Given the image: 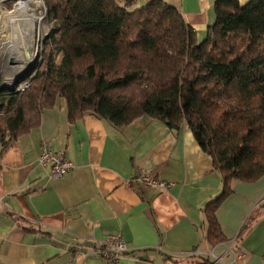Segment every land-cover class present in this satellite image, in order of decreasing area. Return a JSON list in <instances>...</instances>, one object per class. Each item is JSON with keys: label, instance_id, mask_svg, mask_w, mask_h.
Segmentation results:
<instances>
[{"label": "crops", "instance_id": "crops-1", "mask_svg": "<svg viewBox=\"0 0 264 264\" xmlns=\"http://www.w3.org/2000/svg\"><path fill=\"white\" fill-rule=\"evenodd\" d=\"M164 1L178 7L198 40L207 35L216 0ZM45 146L63 151L72 171L52 178L50 164L39 163ZM143 173L172 185H144L137 180ZM222 188L187 125L175 130L141 116L118 127L94 113L71 122L58 97L39 126L4 150L0 135V264H213L216 256L264 264V175L231 181L216 209L225 240L213 244L205 209ZM110 235L128 245L118 262L94 253ZM231 248L246 256L233 263Z\"/></svg>", "mask_w": 264, "mask_h": 264}, {"label": "trees", "instance_id": "trees-1", "mask_svg": "<svg viewBox=\"0 0 264 264\" xmlns=\"http://www.w3.org/2000/svg\"><path fill=\"white\" fill-rule=\"evenodd\" d=\"M44 2L53 27L29 85L0 76L1 150L39 126L58 97L71 122L94 113L118 127L141 116L187 125L223 178L205 215L208 240H225L216 209L231 181L264 175V0H216L202 40L164 0Z\"/></svg>", "mask_w": 264, "mask_h": 264}, {"label": "bare ground", "instance_id": "bare-ground-1", "mask_svg": "<svg viewBox=\"0 0 264 264\" xmlns=\"http://www.w3.org/2000/svg\"><path fill=\"white\" fill-rule=\"evenodd\" d=\"M42 3L43 0H19L14 10L0 11V19L5 20L3 30L0 28L2 47L9 46L10 52H15L11 54L13 58L9 63L19 66L20 70L30 65L38 54L44 13L40 14L37 8ZM8 82L14 83L12 80Z\"/></svg>", "mask_w": 264, "mask_h": 264}, {"label": "built area", "instance_id": "built-area-1", "mask_svg": "<svg viewBox=\"0 0 264 264\" xmlns=\"http://www.w3.org/2000/svg\"><path fill=\"white\" fill-rule=\"evenodd\" d=\"M137 0H132L135 3ZM29 85V81L25 80L21 82L18 86V90H24ZM39 163L41 165L50 164L51 166V177L59 178L65 174L72 171L74 164L69 160L66 154L63 151H56L48 147H44L40 156ZM137 180L147 186H155L163 189L169 188L172 184L164 179H161L150 173L141 174ZM128 250V245L126 240L121 235H110L103 242L101 248L95 250V254L101 256L108 262H118L120 257ZM233 252V263L237 259L243 258L246 256L245 250L240 249L235 251L231 248ZM226 264L221 257H217L214 260L213 264Z\"/></svg>", "mask_w": 264, "mask_h": 264}, {"label": "rangeland", "instance_id": "rangeland-1", "mask_svg": "<svg viewBox=\"0 0 264 264\" xmlns=\"http://www.w3.org/2000/svg\"><path fill=\"white\" fill-rule=\"evenodd\" d=\"M18 1L19 0H0V11H2V9H6L8 11L14 10L15 4ZM37 10L39 11L40 14L44 13V20H43V24H42V32H41V35L39 38L38 54L36 56V59L33 61L34 64L32 66L27 68L29 66L28 65L27 67L20 70L19 66H15V65H12L11 63H9V62H12V58H13V56H11V54L15 53V52H13V51L10 52L11 48L9 46H6L3 48L2 47V41L0 40V76H1L2 83L8 87H13V86L17 85L18 83L20 84L21 82L27 80L26 79L27 75L31 72V69L34 67V65L36 64V62L39 60V58L41 56L42 44H43L44 38L46 37V35L49 33V31L53 27L52 23L48 19L47 8H46L44 0H43L42 5L40 7H38ZM3 21H5V20L0 19L1 30H3L2 29L3 28L2 27ZM43 33H44V35H43ZM19 75H20L19 80H17L13 84L12 83L9 84V82H8L9 80H12L14 82V80Z\"/></svg>", "mask_w": 264, "mask_h": 264}, {"label": "water", "instance_id": "water-1", "mask_svg": "<svg viewBox=\"0 0 264 264\" xmlns=\"http://www.w3.org/2000/svg\"><path fill=\"white\" fill-rule=\"evenodd\" d=\"M33 64H34V62H32L27 68H29V67L32 66ZM27 68H26V69H27ZM24 71H25V70H24ZM22 73H23V72H22ZM22 73H21V74H22ZM21 74H20V75H21ZM20 75L16 78V80H14V83H15L17 80H19Z\"/></svg>", "mask_w": 264, "mask_h": 264}]
</instances>
